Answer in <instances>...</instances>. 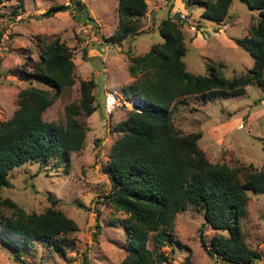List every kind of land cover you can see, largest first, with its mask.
Returning a JSON list of instances; mask_svg holds the SVG:
<instances>
[{
    "label": "trees",
    "instance_id": "obj_1",
    "mask_svg": "<svg viewBox=\"0 0 264 264\" xmlns=\"http://www.w3.org/2000/svg\"><path fill=\"white\" fill-rule=\"evenodd\" d=\"M16 1L21 5L23 0ZM185 1L187 6L199 5L200 17L216 25L228 16L231 3ZM240 1L256 12V19L246 35L235 40L252 59L251 66L239 74L225 77L210 63L203 74L189 72L182 60L181 22L174 12L155 23L159 43L142 54L127 56L132 81L122 94L136 97L140 110L128 111L112 126L116 138L100 167L109 182L105 202L126 216L122 221L125 254L115 264L167 262L162 248L173 241L175 215L188 207L202 218L198 243L207 256L227 264H251L259 259V252L244 242L240 219L246 215V192H264V169L209 162L197 146L199 134H181L170 118L174 105L188 96L206 102L242 95L250 84L264 90V0ZM72 4L85 12L81 1L73 0ZM64 7L49 6L37 17H49ZM145 13V0H117L118 22L107 41L120 42L141 33L138 21ZM4 19L10 20L0 14V21ZM28 64L27 75L45 88L20 90L16 109L0 122V189L10 186L8 172L25 162L68 161L69 154L83 145L84 127L77 116H88L95 110L93 81L80 80L78 100L64 107L63 127L41 118L61 90L74 83L71 50L57 37L43 43L38 60ZM21 71L24 73V68ZM2 208L9 209V215H4ZM206 225L214 230L207 242L202 237ZM75 230L74 222L52 207L26 213L10 199L0 198V243L22 264L20 255L33 243L45 244L54 252L71 249L69 235ZM183 264L193 263L185 256Z\"/></svg>",
    "mask_w": 264,
    "mask_h": 264
},
{
    "label": "rangeland",
    "instance_id": "obj_2",
    "mask_svg": "<svg viewBox=\"0 0 264 264\" xmlns=\"http://www.w3.org/2000/svg\"><path fill=\"white\" fill-rule=\"evenodd\" d=\"M72 1L23 0L19 5L16 0H0V14L10 18L0 21V122L11 117L20 90L29 86L45 88L27 75L28 63L38 60L41 45L56 37L71 50L74 83L61 90L41 118L63 127L64 107L78 100L79 81H93L95 110L88 116H77L84 127L82 147L71 152L68 161L25 162L11 169L7 175L10 186L0 189L1 199H10L26 213H40L52 207L76 225L69 235L71 249L54 252L45 244L33 243L19 257L23 264H115L124 257L122 221L126 216L105 202L109 182L100 167L116 138L112 126L131 109L120 100L106 115L102 101L108 90L124 96L122 93L132 81L127 73L128 54H142L161 41L154 30L156 22L147 13L150 9L155 12L154 21L168 12L183 16L185 23L179 24L185 46L182 60L189 72L203 74L205 65L210 63L223 76L230 77L252 64L247 51L235 40L246 35L256 12L240 0H231L228 16L219 25L201 18L197 4L187 6L185 0H145L146 13L138 21L141 33L113 43L107 38L117 26V0H79L85 12L75 9ZM56 5L65 7L49 17H37ZM170 118L181 134H199L197 146L209 162L264 169V90L258 85L246 86L239 96L206 102L188 96L174 105ZM246 195L241 231L245 244L259 252V259L251 264H264V192ZM1 211L4 215L10 213L7 208ZM201 223V216L190 207L175 215L173 241L162 248L168 260L161 264H183L185 256L193 264H227L210 258L200 248ZM213 233L212 228L204 226V241ZM0 264L22 263L13 259L0 243Z\"/></svg>",
    "mask_w": 264,
    "mask_h": 264
},
{
    "label": "built area",
    "instance_id": "obj_3",
    "mask_svg": "<svg viewBox=\"0 0 264 264\" xmlns=\"http://www.w3.org/2000/svg\"><path fill=\"white\" fill-rule=\"evenodd\" d=\"M178 18L180 22H184L183 16L180 15V17ZM85 26H87L86 28L90 27L89 25H85ZM120 100L123 102V104H125V106L128 109L139 111L140 102L136 97H130V98H126L125 96L121 97V95H119L115 90H108L104 93L103 96V101H102L103 112L106 115L110 114L115 108V106L119 104Z\"/></svg>",
    "mask_w": 264,
    "mask_h": 264
},
{
    "label": "crops",
    "instance_id": "obj_4",
    "mask_svg": "<svg viewBox=\"0 0 264 264\" xmlns=\"http://www.w3.org/2000/svg\"><path fill=\"white\" fill-rule=\"evenodd\" d=\"M158 12H159V11H157V13H158ZM147 13H150V14H151V20H154V18H155V12H154L152 9H150ZM162 17H163V16H162ZM157 18H158V17H157ZM157 20H158V19H156L155 22H157ZM100 50H102V48H100ZM92 51H95V53H97V54L100 55V53H99L98 50L93 49Z\"/></svg>",
    "mask_w": 264,
    "mask_h": 264
}]
</instances>
